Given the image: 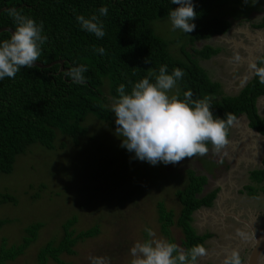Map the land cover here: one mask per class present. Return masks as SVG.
I'll return each mask as SVG.
<instances>
[{"label":"trees","instance_id":"16d2710c","mask_svg":"<svg viewBox=\"0 0 264 264\" xmlns=\"http://www.w3.org/2000/svg\"><path fill=\"white\" fill-rule=\"evenodd\" d=\"M220 1L223 0H192L197 16L193 20L196 28L189 37L191 44L223 35L229 30V23L207 18L210 7ZM102 6L108 8L106 16L99 14ZM177 7L179 5L172 4L171 0H0V11L4 9L0 12V28L8 27L15 31L16 24L6 11L10 8L38 24L42 21V34L48 40L41 46V56L36 62L48 65L63 61L62 70L59 65L43 69L21 68L14 79L6 77L0 80V175L10 174L16 157L33 144L53 149L56 133L77 144L86 133L83 122L88 115L111 126L115 116L110 104L112 98L119 95L116 91L119 85L124 84L126 93H130L132 84L145 77L154 83L155 77L150 73L159 74L162 65H167L168 74L175 68L184 71V77L177 81L181 89L179 99L183 100V93L188 90L193 92L194 100L211 97L215 118L226 119L225 113L228 112L236 117L245 115L249 127L264 136V116L260 117L256 109L257 98L264 95V85L257 77L237 96H224L219 85L212 82L199 65L173 59L167 44L152 32L150 23L169 17L168 13ZM78 15L85 18L98 16L105 36L97 38L83 30L76 19ZM258 28H264V21ZM10 36L8 32L0 33V43ZM93 46L103 47L105 54H98ZM216 52L205 46L199 51V56L201 59L209 58ZM81 64L87 67L83 73L86 82L75 84L64 73ZM258 66H264V58ZM104 82L109 88L106 96L100 91ZM63 147V144L59 145V148ZM262 165V169L250 175L257 184L264 180V160ZM205 182L204 177L191 175L187 186L177 193L181 209L175 225L182 230L181 247L185 250L203 245L208 238V235L198 236L191 227L192 213L200 206L209 207L215 197L214 193L201 196ZM246 190H251V187ZM5 203L15 204L16 201L11 195L0 194V205ZM158 207L160 232L167 241L174 243L169 231L172 213L167 214L162 206ZM5 223V220H0V228ZM75 223L76 218L72 217L62 224L60 240L48 242L40 248L35 264H47L49 259L56 264H65L61 255H74L79 242L99 234L96 226L76 232L73 229ZM40 228L39 223L28 225L23 230L20 243L10 247L2 241L0 264L23 256L37 240Z\"/></svg>","mask_w":264,"mask_h":264},{"label":"rangeland","instance_id":"374dc122","mask_svg":"<svg viewBox=\"0 0 264 264\" xmlns=\"http://www.w3.org/2000/svg\"><path fill=\"white\" fill-rule=\"evenodd\" d=\"M262 3L264 0L255 4L252 0H223L210 7L207 18L229 24L253 19L262 12ZM150 28L167 44L173 59L200 65L201 44H191L190 33L173 31L169 17L152 21ZM100 91L105 96L109 93L105 82ZM180 92L177 85L169 96ZM83 126L86 133L77 144L56 133L53 149L33 144L16 157L10 174L0 175V194L11 195L16 201L0 205V220L6 221L0 228V244H18L24 228L41 225L35 243L23 256L6 264H35L38 250L59 241L62 224L72 217L76 218V232L96 226L99 234L79 242L74 255H61L65 264H91L90 256L107 257L110 264H130V248L137 241L150 239L146 228H151L156 238L167 240L160 232L159 205L172 213V219L167 215L172 220L170 237L181 247L182 230L175 225L181 209L177 193L187 186L191 175L198 176L195 165L200 172H213L219 164L206 155L154 166L133 159L134 153L120 146L122 138L115 135V121L109 126L88 115ZM47 264L56 263L49 259Z\"/></svg>","mask_w":264,"mask_h":264},{"label":"clouds","instance_id":"9594fccd","mask_svg":"<svg viewBox=\"0 0 264 264\" xmlns=\"http://www.w3.org/2000/svg\"><path fill=\"white\" fill-rule=\"evenodd\" d=\"M252 2L255 4L257 0ZM171 3L179 5L168 13L172 30L185 33L194 31L196 25L191 21L196 19L197 13L192 0H171ZM6 11L13 18L16 28L9 39L0 43V80L6 77L14 79L21 68L35 67V62L41 56V46L48 40L42 34V21L38 24L15 8ZM98 11L100 16L108 14L106 6ZM76 19L83 30L97 38L105 36L103 23L98 16L85 18L78 15ZM93 47L98 54H105L103 47ZM240 61L238 53L230 59V62ZM249 68L260 84L264 85V66L250 63ZM86 71L87 67L81 64L68 69L64 75L73 83L81 84L86 82L83 75ZM152 75L155 77L154 83L150 82L149 77L134 84L129 81L132 84L130 93H126V86L120 84L116 90L119 95L113 97L111 102L115 135L122 138V148L134 153L133 159L154 166L161 162L175 165L185 158L206 156L210 151L209 144L213 154L220 153L228 146L229 129L237 119L233 113H225L226 119L215 118L211 110L212 98L194 100L191 90L183 93V100L175 94L169 96V92L177 86V81L185 75L180 68L168 74L167 65H162L159 74L150 73ZM145 231L150 239L137 241L130 248V264H198L199 258L206 255L207 250L202 244L185 250L176 243L156 238L151 228ZM89 260L91 264H110L107 257L90 256ZM223 264H241L239 253L233 250L225 256Z\"/></svg>","mask_w":264,"mask_h":264},{"label":"crops","instance_id":"0c3cea01","mask_svg":"<svg viewBox=\"0 0 264 264\" xmlns=\"http://www.w3.org/2000/svg\"><path fill=\"white\" fill-rule=\"evenodd\" d=\"M260 7L262 12L253 19L229 24L225 34L196 42L201 44L200 49L206 46L217 51L202 59L199 66L219 85L224 96H237L255 77L250 63L258 65L264 58V28H258L264 21V3ZM235 53L241 56L238 63L230 62ZM256 109L260 117L264 116V95L257 98ZM248 124L247 117L240 115L229 129L228 146L218 154L209 147L207 156L219 164L213 172H200L198 164L193 167L198 176L206 179L201 195L216 193L209 207L201 206L192 213L191 227L196 234L208 235L203 242L206 255L199 258L198 264H223L233 250L243 263L251 251V238L264 235L263 229V234L255 231L264 222V180L257 184L250 178L263 167L264 137L249 130ZM250 187L254 192L246 190Z\"/></svg>","mask_w":264,"mask_h":264},{"label":"water","instance_id":"95a60500","mask_svg":"<svg viewBox=\"0 0 264 264\" xmlns=\"http://www.w3.org/2000/svg\"><path fill=\"white\" fill-rule=\"evenodd\" d=\"M4 9H2L1 11H3ZM0 11V12H1ZM2 32H8L10 35H12V32H14L11 28L8 27H3L0 28V33ZM35 67L43 69V68H50L54 65H59L60 66V70H62L63 68V61H55L51 64L48 65H43L40 64L38 62H35ZM239 116L237 117L236 121L238 120ZM235 121V122H236ZM249 130H252L249 126H248ZM256 133L257 136H261V134H259L257 131L252 130ZM252 230V229H251ZM263 234V233H260ZM249 243H251V251L249 253V255L247 256L245 262L241 263V264H262L264 262V235H261V238H258V236L254 235L253 238H251V240L249 241ZM254 243V244H253Z\"/></svg>","mask_w":264,"mask_h":264},{"label":"flooded vegetation","instance_id":"af4514ba","mask_svg":"<svg viewBox=\"0 0 264 264\" xmlns=\"http://www.w3.org/2000/svg\"><path fill=\"white\" fill-rule=\"evenodd\" d=\"M262 136V135H261ZM264 137V136H263ZM205 186V185H204ZM204 188V187H203ZM202 191H203V189H202ZM209 194V193H208ZM216 194V193H215ZM207 195V194H206ZM215 199V198H214ZM214 199L212 200V202L214 201ZM264 230V222H263V224L262 225H259L258 227H257V229L255 230V231H257V233L258 234H260V231H263Z\"/></svg>","mask_w":264,"mask_h":264}]
</instances>
